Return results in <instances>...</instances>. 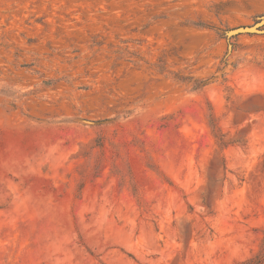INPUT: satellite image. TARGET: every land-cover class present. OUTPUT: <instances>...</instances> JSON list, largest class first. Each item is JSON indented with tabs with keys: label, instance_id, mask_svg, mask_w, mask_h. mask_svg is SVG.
Wrapping results in <instances>:
<instances>
[{
	"label": "rangeland",
	"instance_id": "1",
	"mask_svg": "<svg viewBox=\"0 0 264 264\" xmlns=\"http://www.w3.org/2000/svg\"><path fill=\"white\" fill-rule=\"evenodd\" d=\"M263 16L0 0V264H264Z\"/></svg>",
	"mask_w": 264,
	"mask_h": 264
},
{
	"label": "water",
	"instance_id": "2",
	"mask_svg": "<svg viewBox=\"0 0 264 264\" xmlns=\"http://www.w3.org/2000/svg\"><path fill=\"white\" fill-rule=\"evenodd\" d=\"M264 24V16L261 17L258 22H256L255 24L251 25V26H243V27H238V28H234L231 30H228L226 32V36L227 37H231L234 36L236 34H240V33H258V32H263L264 30H259V27H261Z\"/></svg>",
	"mask_w": 264,
	"mask_h": 264
},
{
	"label": "trees",
	"instance_id": "3",
	"mask_svg": "<svg viewBox=\"0 0 264 264\" xmlns=\"http://www.w3.org/2000/svg\"><path fill=\"white\" fill-rule=\"evenodd\" d=\"M260 261H262V260H260ZM260 261H259V262H260Z\"/></svg>",
	"mask_w": 264,
	"mask_h": 264
}]
</instances>
